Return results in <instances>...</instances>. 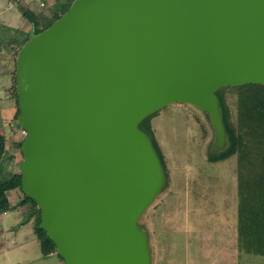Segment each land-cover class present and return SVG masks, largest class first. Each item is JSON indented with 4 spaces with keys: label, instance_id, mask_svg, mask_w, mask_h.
<instances>
[{
    "label": "water",
    "instance_id": "1",
    "mask_svg": "<svg viewBox=\"0 0 264 264\" xmlns=\"http://www.w3.org/2000/svg\"><path fill=\"white\" fill-rule=\"evenodd\" d=\"M24 32L17 169L39 227L64 264H155L148 215L175 188L140 124L180 103L211 126L210 153L224 151L216 92L264 85V0H73Z\"/></svg>",
    "mask_w": 264,
    "mask_h": 264
},
{
    "label": "rangeland",
    "instance_id": "2",
    "mask_svg": "<svg viewBox=\"0 0 264 264\" xmlns=\"http://www.w3.org/2000/svg\"><path fill=\"white\" fill-rule=\"evenodd\" d=\"M72 1L0 0V84L10 86L8 95L0 89V97L7 95L0 102V134L6 137L0 171L3 178L18 173L20 142L26 135L16 124L17 103L10 73L14 71V50L26 38L20 29V7L43 26L53 21L56 11L62 15ZM224 97L230 121L237 129L238 94L226 90ZM146 122L158 136L169 177L166 188H175L171 198H159L148 215L155 224V264H264V256L239 248L237 152L212 158L219 154L210 153L214 139L211 126L180 103L157 113L152 124L149 118ZM8 196L15 207L0 213V264H64L57 253L42 256L31 205L20 203L22 191L9 192Z\"/></svg>",
    "mask_w": 264,
    "mask_h": 264
},
{
    "label": "trees",
    "instance_id": "3",
    "mask_svg": "<svg viewBox=\"0 0 264 264\" xmlns=\"http://www.w3.org/2000/svg\"><path fill=\"white\" fill-rule=\"evenodd\" d=\"M20 11L23 17L35 23L36 32L47 28L55 19L61 16V13L56 11L52 17L53 21L46 25L39 26L37 24L38 22L29 11L23 7H20ZM65 11L66 10L62 11V13ZM25 37L26 38L22 40V44L27 39V35ZM20 47L14 50L15 54ZM10 73L13 75V94L17 103L15 117L17 118L19 114V103L15 87L16 76L15 71ZM226 90H234L238 94L237 129H235L230 121V112L224 97V92ZM216 93L221 101L223 121L228 135L229 145L224 151L218 153L219 156L211 157L217 159L218 157L237 152L239 248L248 254L264 256V85L245 84L241 86H229L217 90ZM148 118L149 116L141 122L140 126L151 134L153 143L164 164L162 154L154 139V134L147 126L146 121ZM5 153L6 137L0 134V171L2 169ZM14 189H20L22 191L20 173H15L8 178L0 176V213L15 207L11 206L8 197V192ZM20 203H29L31 205L30 215L32 213L35 215H33L35 218L33 229L36 240H38L40 244L42 256L47 257L56 253L54 242L49 239L46 231L39 227L41 216L40 209L36 202L23 193V198L20 200Z\"/></svg>",
    "mask_w": 264,
    "mask_h": 264
},
{
    "label": "crops",
    "instance_id": "4",
    "mask_svg": "<svg viewBox=\"0 0 264 264\" xmlns=\"http://www.w3.org/2000/svg\"><path fill=\"white\" fill-rule=\"evenodd\" d=\"M23 17V16H22ZM25 23H26V18L25 17H23V19H22V23H21V30L24 32V25H25ZM25 33V32H24ZM10 72H11V70H10ZM10 87V86H9ZM9 87H7V86H3V85H1L0 84V89H3L5 92H7V95H8V93H9V91H8V88ZM7 95H4V97L3 96H1L2 97V99H1V97H0V102H2V101H5L6 100V97H7ZM4 99V100H3ZM16 190H18V189H14V190H11V191H9L10 193L11 192H14V191H16ZM8 192V193H9ZM9 197V200H10V202H11V198H10V196H8ZM20 199V198H19ZM12 204V203H11Z\"/></svg>",
    "mask_w": 264,
    "mask_h": 264
},
{
    "label": "flooded vegetation",
    "instance_id": "5",
    "mask_svg": "<svg viewBox=\"0 0 264 264\" xmlns=\"http://www.w3.org/2000/svg\"><path fill=\"white\" fill-rule=\"evenodd\" d=\"M157 114V113H156ZM156 114H153V115H150L149 116V119L151 120V124H152V118L156 115ZM150 129V131H152V133H154V129H153V127H152V130H151V127L149 128ZM163 157V156H162Z\"/></svg>",
    "mask_w": 264,
    "mask_h": 264
},
{
    "label": "built area",
    "instance_id": "6",
    "mask_svg": "<svg viewBox=\"0 0 264 264\" xmlns=\"http://www.w3.org/2000/svg\"><path fill=\"white\" fill-rule=\"evenodd\" d=\"M22 133L25 134L26 132L24 130H22Z\"/></svg>",
    "mask_w": 264,
    "mask_h": 264
}]
</instances>
